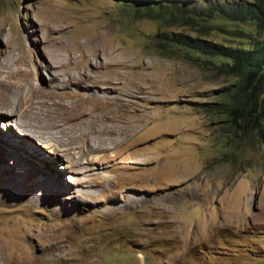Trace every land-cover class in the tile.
Instances as JSON below:
<instances>
[{
    "label": "rangeland",
    "instance_id": "374dc122",
    "mask_svg": "<svg viewBox=\"0 0 264 264\" xmlns=\"http://www.w3.org/2000/svg\"><path fill=\"white\" fill-rule=\"evenodd\" d=\"M237 1L0 0L3 59L18 72L32 67L57 91L81 92L66 98L79 113L72 122L147 114L132 141L112 148L110 163L95 165L94 196L78 190L67 156L62 161L35 138L37 148L23 146L20 128L10 121L7 130L0 117L1 240H17L32 232L28 223L57 213L73 250L51 264H264V120L253 128L229 117L236 78L222 66L232 60L171 42L184 34L252 48L264 30L209 11ZM175 2L185 17H175ZM56 57L64 67L51 83L47 65ZM74 74L84 86L56 87Z\"/></svg>",
    "mask_w": 264,
    "mask_h": 264
},
{
    "label": "bare ground",
    "instance_id": "6f19581e",
    "mask_svg": "<svg viewBox=\"0 0 264 264\" xmlns=\"http://www.w3.org/2000/svg\"><path fill=\"white\" fill-rule=\"evenodd\" d=\"M56 59L59 60L57 57ZM59 62L61 61H53L52 64L47 65L50 67L48 70L50 82L57 80L60 76L57 67H62L63 64H57ZM24 69V71L18 72L20 68L16 67V63H8L7 60L3 59L0 51V117L8 118L7 121H3L5 122L3 126L9 130L10 126L13 125L10 121H14L16 126L20 128L23 137L21 143L25 147L37 148L32 146L35 143L33 138H35L40 143L48 142L50 144L48 145L49 151L62 161L67 156L66 169L77 173L75 181L73 179L72 181L76 186H79L78 190L91 196L96 195L93 188L97 186V182L91 177L95 171V165L110 163L113 160L110 154L112 148L132 141L134 133L143 128V123L146 120L144 116L147 114L138 109L140 110L139 113L131 119H126V121L104 122L91 115H86L78 121L72 122L79 113L73 109L75 99L73 102L71 100L68 102L66 98L80 97L82 93L77 91L74 93L71 90L57 91L52 85L51 87L47 86V84L50 85L49 81L46 80L43 83L36 80L32 67ZM70 79L66 80L62 76L59 83H56V87L61 86V84L66 86L68 81L83 85L82 79L77 74H74ZM92 82L95 85L110 84L109 79H97ZM93 94L101 99L104 96L97 91H94ZM135 103L137 104L139 101H135ZM119 108L120 106H115L110 112H117ZM58 145H63L66 153L63 154ZM134 154L131 152L126 154L124 158H131ZM148 160L144 159L145 162ZM132 168L141 169L135 165H132ZM98 172L103 177L108 178L110 176L105 169H100ZM130 202L133 203L134 200L132 199ZM52 220L56 222H51ZM60 220L61 216L56 213L42 225L34 222L28 223L32 232L29 231L30 229L27 230L28 232L19 236L17 240H12L13 238L1 240V238L0 264H32L37 259L45 260V264H51V262H57V260L68 257L73 249L63 243L60 235ZM31 239H36L37 244L34 245ZM19 243H26L31 247V250L25 249L23 251ZM34 249L37 254L33 253Z\"/></svg>",
    "mask_w": 264,
    "mask_h": 264
},
{
    "label": "trees",
    "instance_id": "16d2710c",
    "mask_svg": "<svg viewBox=\"0 0 264 264\" xmlns=\"http://www.w3.org/2000/svg\"><path fill=\"white\" fill-rule=\"evenodd\" d=\"M152 6L157 8L159 5ZM178 6L175 2V17H185ZM209 11L233 21H252L259 31L264 30V0L215 2L210 5ZM191 14L189 16L192 18ZM171 42L178 48L220 55L232 60V63L226 62L222 66V69H226L236 78L229 117L235 123L244 122L246 126L251 125L253 128L259 121L264 120V39H257L252 48L227 46L210 40L202 41L184 34H175Z\"/></svg>",
    "mask_w": 264,
    "mask_h": 264
}]
</instances>
